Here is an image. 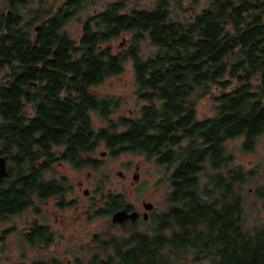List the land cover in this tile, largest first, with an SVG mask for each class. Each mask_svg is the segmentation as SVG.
Here are the masks:
<instances>
[{
	"label": "trees",
	"instance_id": "obj_1",
	"mask_svg": "<svg viewBox=\"0 0 264 264\" xmlns=\"http://www.w3.org/2000/svg\"><path fill=\"white\" fill-rule=\"evenodd\" d=\"M46 1L29 7L27 17L15 8L0 19V155L9 157L11 178L0 194V219L32 209L36 196L69 206L72 185L50 173L64 162L96 169L103 146L162 166L168 206L145 231L96 234L92 257L75 256L71 264H264V222L246 217L244 195L259 169L236 162L230 148L239 140L244 152L253 151L264 134V0H210L187 18L173 13L170 0L152 7L114 0L85 20V0H63L56 11L45 9ZM76 17L83 20L78 38L67 29ZM121 37L127 41L115 47ZM129 61L139 109L115 117L122 97L97 88ZM205 98L214 113L201 117ZM94 113L104 124L95 126ZM251 188L264 197V182ZM102 202L103 214L127 203L114 190ZM47 234L41 226L40 241L24 243L48 247L54 238L46 241ZM33 264L70 263L42 256Z\"/></svg>",
	"mask_w": 264,
	"mask_h": 264
},
{
	"label": "rangeland",
	"instance_id": "obj_2",
	"mask_svg": "<svg viewBox=\"0 0 264 264\" xmlns=\"http://www.w3.org/2000/svg\"><path fill=\"white\" fill-rule=\"evenodd\" d=\"M39 0H26L27 4L16 3L15 7L18 9L23 17L30 14L32 7L39 6ZM62 0H47L44 4L45 9L56 7ZM114 0H85L86 8L79 13L80 18L85 20L88 15L97 12L105 7L108 2ZM157 0H128L133 5H140L144 7H152ZM172 4V11L176 16L181 18L190 17L193 13L199 12L202 8L208 5L210 0H182L180 6L177 0H170ZM30 7V9H29ZM183 7L184 10L181 8ZM6 10L5 0H0V9ZM51 8V9H52ZM50 13L39 15L40 21L35 23H42L41 20L49 16ZM78 17V16H77ZM72 20L67 29L74 37L78 38L82 32L83 20L78 18ZM31 32L35 35L34 24L31 26ZM128 37V36H126ZM126 37H121L113 41L115 47L120 46L127 41ZM145 46V51H149L150 47ZM136 80L133 62L129 61L126 64L125 71L116 76L108 78L103 84L99 85L97 91L101 95L109 94L121 96L122 111L115 112V117L121 112L127 115H134L139 109L137 97L135 95ZM201 117L211 115L214 113V103L210 98H205L200 101L198 106ZM93 120L96 127L104 124V121L98 114H93ZM230 148L234 151L236 162H241L246 169H259L256 175L257 181L246 184L244 195L247 199L246 203V217L251 223L264 222V197L257 198L251 186L257 187L264 182V134L260 137L257 146L253 151L244 152L240 148V141L234 140L230 142ZM105 147H99L95 155L101 160L100 166L95 168L84 167L82 169L73 168L70 164L64 162L59 163L55 171L50 175L65 174L67 183L72 185V190L67 196L66 200L70 201L69 206L57 207L50 209L52 213L51 220L57 218L56 237L52 244L48 247L45 244H38L35 247H30L24 242H18L16 237H12L8 243V251L14 257H23V261L27 264H33V259L42 256H54L71 261L75 256L90 259L93 255L91 246L94 245L96 233L104 234L106 230H113L117 234L123 231H118L117 228L109 225L111 222L110 214L98 213L100 206H92L87 201L85 190L89 189L95 196H102L100 189L104 192L116 191L123 192L128 202L134 203L139 209L143 210V201H152L156 204L158 209H165L168 206L167 194L170 191L168 181L165 178L164 168L159 166L154 159H147L144 154L137 153H122L117 156L109 154L102 155ZM139 166V167H138ZM138 173L139 178L135 179L134 174ZM164 173V175H163ZM100 191V192H99ZM56 212L55 218L53 214ZM97 213V215H96ZM142 226V225H141ZM143 227V226H142ZM25 250L26 256L23 251ZM22 253V254H21ZM20 259V264L23 262ZM196 264H210L209 259H204L196 262Z\"/></svg>",
	"mask_w": 264,
	"mask_h": 264
},
{
	"label": "flooded vegetation",
	"instance_id": "obj_3",
	"mask_svg": "<svg viewBox=\"0 0 264 264\" xmlns=\"http://www.w3.org/2000/svg\"><path fill=\"white\" fill-rule=\"evenodd\" d=\"M5 1H6V5H8V8L6 10H3L4 8L0 9V19L4 15L6 16L10 15L15 10L16 3H22L21 0H17V2H15V0H5ZM61 3H59L56 7L52 8L51 10L52 11L58 10L60 8ZM41 24L42 23L34 24L35 31L39 30V29H36V26L37 25L41 26ZM106 152L108 151L106 150ZM101 154L104 155L103 151ZM2 156L6 157L7 173L4 176H2V178H0V194L7 190L8 184L11 180L10 171H9L10 169L9 168V162H10L9 157L7 155H0V157ZM94 157L98 158L96 155H94ZM21 173L22 172H19L20 176H23V174L21 175ZM136 174L137 173L134 174V178ZM51 176H57V177H62V178L65 177V181H67V177L65 174L50 175V177ZM66 184L69 185L67 182ZM100 190L101 192H103L102 196L100 197L95 196L94 193H92V191H90L89 189L85 190V195L88 198L87 201L89 202L90 205L95 206V207L97 206V209L99 206H100V209L103 207L102 200L105 195V192L102 191V189ZM69 193L66 195V198L69 195ZM34 201H35V205H33L32 209L30 206L28 210H25L24 207L22 206L20 211H17L15 213H10L7 215V217L0 219V264H20V259L23 261L22 259L23 257L22 258L19 256L14 257L10 255L11 254L10 252H7L9 248L8 243H9V240L12 239V237H16L18 242H22V243L26 241L34 242V243L39 242L41 226L47 227L48 234L46 236L47 237L46 241H49L50 239L56 237L55 228L57 226V223H56L57 218L53 221L51 220L52 213L50 212V209L51 207L56 209V206L57 207L59 206L58 205L59 200L55 196H52L48 198V200L46 201H41L40 197L36 196ZM146 202H152V201H148V200L143 201L144 209L141 210L134 203L127 201L126 205L123 206L122 208L116 209L112 213H108L111 215V223L114 225L115 228H117L119 232L123 231L122 232L123 234H128V232L126 231L128 227H133V228L135 227L142 231L147 230L148 227L151 225L155 214L159 213L160 210L162 209H158L154 202H152L153 206L147 209L145 207ZM124 208L127 209L129 212L136 210L138 211L139 215L135 219L127 218L122 223H113L112 215L117 210L124 209ZM56 216H58V214L56 215V212H55L53 214V217L55 218ZM96 234H99V233H96ZM21 264H27V263L23 261Z\"/></svg>",
	"mask_w": 264,
	"mask_h": 264
},
{
	"label": "water",
	"instance_id": "obj_4",
	"mask_svg": "<svg viewBox=\"0 0 264 264\" xmlns=\"http://www.w3.org/2000/svg\"><path fill=\"white\" fill-rule=\"evenodd\" d=\"M40 25L36 26V29H39ZM106 151H103V154H106ZM139 167V166H138ZM7 173V168H6V157L2 156L0 157V178L4 176ZM139 177L138 173L136 174L135 178L137 179ZM153 206L152 202H146L145 207L147 209L151 208ZM139 215L138 211H128L127 209H120L117 210L113 215H112V222L113 223H122L125 219L127 218H132L135 219Z\"/></svg>",
	"mask_w": 264,
	"mask_h": 264
}]
</instances>
